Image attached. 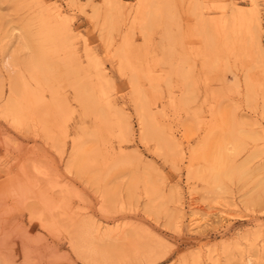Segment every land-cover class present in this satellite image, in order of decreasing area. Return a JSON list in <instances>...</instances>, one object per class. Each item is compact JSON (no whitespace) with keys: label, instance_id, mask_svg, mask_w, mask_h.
<instances>
[{"label":"rangeland","instance_id":"1","mask_svg":"<svg viewBox=\"0 0 264 264\" xmlns=\"http://www.w3.org/2000/svg\"><path fill=\"white\" fill-rule=\"evenodd\" d=\"M252 3L0 0V261L95 264L88 222L109 264H264Z\"/></svg>","mask_w":264,"mask_h":264},{"label":"bare ground","instance_id":"2","mask_svg":"<svg viewBox=\"0 0 264 264\" xmlns=\"http://www.w3.org/2000/svg\"><path fill=\"white\" fill-rule=\"evenodd\" d=\"M16 93H17L16 89L11 88L10 100H9L10 106L15 100ZM94 234H95V231L91 224H89L88 222L81 223L78 226V228L74 230L76 251L80 254H83L86 257V260L90 263H95V264L112 263V260L108 258V252L102 250V248H100L95 243V241H93L96 238ZM100 242L102 241L100 240ZM248 264H253V263L248 262Z\"/></svg>","mask_w":264,"mask_h":264},{"label":"snow or ice","instance_id":"3","mask_svg":"<svg viewBox=\"0 0 264 264\" xmlns=\"http://www.w3.org/2000/svg\"><path fill=\"white\" fill-rule=\"evenodd\" d=\"M72 5H70L71 7ZM43 7V5H42ZM76 7H79V5H76ZM257 9H259L261 16L264 17V3H260L257 4L255 3V0H253V3L251 5H249L248 7H246L243 11L245 14L249 13V12H255ZM90 19H92L93 21L95 20V17H90ZM8 134L7 132L5 133V139L7 140ZM4 147H7V145L5 144ZM23 230V229H22ZM24 238L26 240L25 243V247H24V260L20 261V260H3L0 261V264H79L78 261L76 260H63L61 261L60 259L57 258V255L59 256H63V253H59L57 254L55 252V250H53V254L51 256H49L47 259H42L39 261H31L29 260V254H30V248L28 247V243L31 242L32 238L28 237L27 232L24 231ZM37 240H41L42 237H40L39 235L36 237ZM178 243V242H177ZM167 254V247H163L160 252L158 253L156 259L152 262V264H173V262L171 260H166L165 256Z\"/></svg>","mask_w":264,"mask_h":264}]
</instances>
